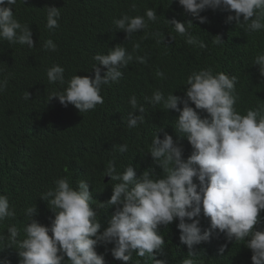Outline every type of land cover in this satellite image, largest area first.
<instances>
[{"label":"trees","instance_id":"1","mask_svg":"<svg viewBox=\"0 0 264 264\" xmlns=\"http://www.w3.org/2000/svg\"><path fill=\"white\" fill-rule=\"evenodd\" d=\"M133 3L135 10L131 7ZM47 6L60 8L59 27L53 30L46 28ZM13 7L15 17L30 26L36 46L29 48L0 40V81L7 80L0 92V194L8 197L16 213L0 223V234L5 236L9 226H16L20 233L17 239L24 238L25 209L29 206L37 208L34 219L50 225L55 214L40 196L54 188V181L61 177H67L74 187L80 180L88 182L94 199L92 207L97 212L102 232L116 207L106 204L116 181L104 176V169L113 161L119 172L132 164L137 175L149 167L158 176L162 175V169L153 163L148 153L156 133L161 139L163 131L174 140L179 138L184 158H187L192 147L174 128L179 113L162 105L153 106L150 98L156 90L165 96L172 92L183 97L187 77L193 71L210 68L213 74L223 71L235 75V108L242 114L246 109L264 105V77L258 65L253 64L255 57L264 53V30L246 32L235 21L227 23V16L235 13L223 7L202 12L201 15L207 17L206 23L186 14L178 0H17ZM147 8L156 9L157 20L149 21L146 29L133 33L128 39L126 32L117 30L113 24V20L123 14L143 16ZM172 18L192 21V35L207 46L187 44L186 37L176 33L167 22ZM217 35L223 43H214ZM49 38L57 45L55 51L42 48ZM117 44H123L133 60L121 69L123 76L118 82L102 86L103 104L80 113L71 104L61 105L56 98L47 103L50 91L62 90L59 84H49L47 68L53 64L64 67L66 81L74 74L94 77L93 56L107 54L109 48ZM136 44L140 47L133 51ZM137 56L145 57L146 62H139ZM105 70L102 67V75ZM158 71L163 73L162 77L156 75ZM25 91L31 94L27 101L23 99ZM132 95L143 105L145 120L129 128L127 117L134 111L129 104ZM134 114L140 115L139 110ZM125 143L128 148L122 153L118 149ZM103 202L104 206L99 207ZM199 220L202 230L210 224L203 212ZM177 224L178 220L166 227L160 226L159 234L165 244L162 251L156 252V260L181 264L192 251L196 264H252V253L245 242L228 240L219 230L210 241L190 250L180 242ZM254 227H264V211ZM113 246L99 243L96 251L103 254L106 264H123L113 258ZM221 246H224L223 252H220ZM5 247L0 250V258L19 264L15 245L7 247L5 241ZM137 262L155 264L154 260L138 257L134 252L129 264Z\"/></svg>","mask_w":264,"mask_h":264},{"label":"clouds","instance_id":"2","mask_svg":"<svg viewBox=\"0 0 264 264\" xmlns=\"http://www.w3.org/2000/svg\"><path fill=\"white\" fill-rule=\"evenodd\" d=\"M178 3L200 23L207 22L202 12L223 7L235 13L227 16V23L235 21L246 32L264 30V0H178ZM16 4L17 0H0V40L33 48L36 45L30 26L22 24L14 15ZM131 7L135 10L136 4ZM60 16V8L47 6L46 28H58ZM157 18L156 9L147 8L143 16L123 14L114 19L113 24L117 30H124L128 39ZM167 22L176 33L186 37L187 44L207 46L192 35V21L172 18ZM214 43L221 44L223 39L217 35ZM139 47L136 44L133 51ZM42 48L55 51L57 45L49 38ZM136 59L146 62L143 56ZM93 60L96 61L94 77L74 74L66 81L64 67L53 64L47 68L49 84L62 86V90L48 93L47 103L56 98L61 105L71 104L80 113L95 110L104 103L100 94L102 86L118 82L123 76L121 69L129 65L133 55L123 44H117L109 48L107 54L94 55ZM253 64L258 65L264 77V53L257 55ZM101 66L106 69L103 75ZM156 75L162 77L163 73L158 71ZM236 83L235 75L223 71L213 74L206 68L193 71L187 77L183 97L172 92L167 96L160 90L153 92L150 98L153 106L162 105L179 113L174 128L179 136L187 138L191 154L184 158L179 138L174 140L172 135L159 129L163 131V139L156 133L148 153L153 163L162 169V175L158 176L151 167L137 175L132 164L119 172L115 163L109 161L104 176L116 183L112 184V194L106 204L116 207L102 232L97 212L92 207L94 199L88 182L80 180L74 187L67 177H61L54 181V188L40 196L55 214L50 225L34 219L37 208L29 206L25 209L24 238L18 240L19 230L9 226L6 236L0 234V250L6 248L5 241L7 247L15 245L19 264H106L96 246L111 243L113 258L123 264H129L134 252L138 257L154 260L155 264H167L154 258L165 244L159 229L178 220L179 240L190 250L210 241L219 230L228 240L245 242L252 253V264H264V227H254L264 211V105L246 109L244 114L237 111ZM6 84L7 80L0 81V92ZM30 96L25 91L23 99L27 101ZM129 104L134 111L128 114L127 123L129 128H134L144 123L145 109L135 95L129 98ZM135 110H139L140 115H135ZM127 148L125 143L118 150L123 153ZM201 212L210 219L209 226L203 230L199 220ZM15 215L8 197L0 194V223ZM223 251L224 246H221L220 252ZM194 255L189 251L181 264H196ZM0 264L10 262L0 258Z\"/></svg>","mask_w":264,"mask_h":264},{"label":"water","instance_id":"3","mask_svg":"<svg viewBox=\"0 0 264 264\" xmlns=\"http://www.w3.org/2000/svg\"><path fill=\"white\" fill-rule=\"evenodd\" d=\"M107 178V177H106Z\"/></svg>","mask_w":264,"mask_h":264}]
</instances>
